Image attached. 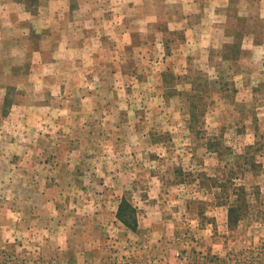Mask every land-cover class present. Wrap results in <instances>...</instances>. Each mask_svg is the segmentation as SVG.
Wrapping results in <instances>:
<instances>
[{"label": "rangeland", "instance_id": "374dc122", "mask_svg": "<svg viewBox=\"0 0 264 264\" xmlns=\"http://www.w3.org/2000/svg\"><path fill=\"white\" fill-rule=\"evenodd\" d=\"M199 2L0 0V264H264L262 4Z\"/></svg>", "mask_w": 264, "mask_h": 264}, {"label": "crops", "instance_id": "0c3cea01", "mask_svg": "<svg viewBox=\"0 0 264 264\" xmlns=\"http://www.w3.org/2000/svg\"><path fill=\"white\" fill-rule=\"evenodd\" d=\"M193 1V3H190V4H188L189 5V8H192L193 7V5H194V3H196V2H198L199 4H200V2H199V0H192ZM214 2H215V5L216 6H224V5H229L230 3H231V0H213ZM226 1V2H225ZM197 4V3H196ZM261 4H262V7H261V11H262V14L264 15V0H261ZM201 5V4H200ZM217 9H218V7H217ZM2 9H0V11H1ZM190 16V12H187L186 13V20L188 19V17ZM206 17L207 16H205V20H206ZM205 22V21H204Z\"/></svg>", "mask_w": 264, "mask_h": 264}, {"label": "trees", "instance_id": "16d2710c", "mask_svg": "<svg viewBox=\"0 0 264 264\" xmlns=\"http://www.w3.org/2000/svg\"><path fill=\"white\" fill-rule=\"evenodd\" d=\"M125 205H126V201H123V203H121V205L119 207L118 216L121 218V220H123V222L126 225L134 227L137 224V221L134 217L135 215L133 216V221H130L131 219H128V217L125 216L127 214V212L124 213ZM231 210H233V209H231ZM132 222H134V223H132Z\"/></svg>", "mask_w": 264, "mask_h": 264}]
</instances>
